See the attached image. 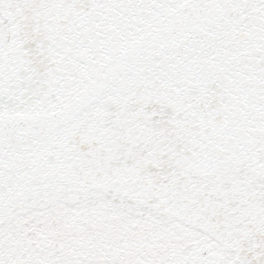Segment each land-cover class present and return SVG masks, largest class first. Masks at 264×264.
<instances>
[{"label":"snow or ice","instance_id":"6c2138e0","mask_svg":"<svg viewBox=\"0 0 264 264\" xmlns=\"http://www.w3.org/2000/svg\"><path fill=\"white\" fill-rule=\"evenodd\" d=\"M0 264H264V0H0Z\"/></svg>","mask_w":264,"mask_h":264}]
</instances>
